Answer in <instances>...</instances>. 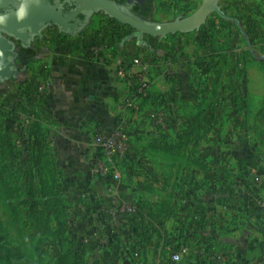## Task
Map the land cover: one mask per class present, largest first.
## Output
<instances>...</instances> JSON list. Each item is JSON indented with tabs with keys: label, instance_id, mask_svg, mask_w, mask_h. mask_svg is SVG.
<instances>
[{
	"label": "crops",
	"instance_id": "1",
	"mask_svg": "<svg viewBox=\"0 0 264 264\" xmlns=\"http://www.w3.org/2000/svg\"><path fill=\"white\" fill-rule=\"evenodd\" d=\"M142 1L139 17L157 23L156 2ZM203 1L160 0V23L161 4L193 9ZM234 4L254 10L248 0L217 7L232 17L224 5ZM213 13L204 33L210 15L186 34L142 38L103 13L114 42L104 62L86 57L104 31L91 22L76 34L45 27L29 42L25 70L17 59L15 79L0 82L2 111L11 95L13 138L29 152L31 174L35 125L45 134L73 238L90 264H264V27L251 46L244 20ZM144 56L151 92L134 114L123 106L137 82H121L117 68ZM195 116L208 132L198 144L195 136L182 141ZM123 123L131 149L96 172L94 137Z\"/></svg>",
	"mask_w": 264,
	"mask_h": 264
},
{
	"label": "rangeland",
	"instance_id": "2",
	"mask_svg": "<svg viewBox=\"0 0 264 264\" xmlns=\"http://www.w3.org/2000/svg\"><path fill=\"white\" fill-rule=\"evenodd\" d=\"M248 1L254 7V10L249 8L245 11H239V7L234 4L232 5L234 10L231 11L230 6L226 7L224 5L226 13L244 20V26L247 31L253 29V27H260L261 29L264 27L262 25L264 24V14H259L258 9L264 10V0ZM154 2H156V6H153V12L157 11L158 14L155 15L158 18V22L154 24L172 23L187 19L202 5L200 4V6H196L193 9L188 6L178 9L175 3H172L169 8L161 4V12L164 13L166 22L160 23V0H153ZM250 13L253 21L246 18ZM105 17L102 12L99 16L87 14V19L90 20L89 23L94 24L97 31L104 30L101 36H98L100 38L103 36L112 37L113 34L106 31L104 26H102L104 24L103 18L107 19ZM215 17L214 13L210 14L208 22L202 26L200 33L206 31V26ZM9 40L17 48L20 47V40L13 38H9ZM179 45L182 48L180 42ZM245 51L247 52V48ZM147 58L149 57H143L146 62H150V59ZM29 85H32V81ZM9 97L11 98V95ZM10 98L7 100L8 105L4 106V115L1 117L2 119L0 118V129L3 134V145L0 153L4 165L0 177V264H57L61 249L59 241L55 242L53 236L56 224H45L47 213L45 215L37 206L42 201L39 192V178L30 172L33 161L30 162L28 150L25 149V146L21 147L17 141H14L13 128L11 126L13 101ZM2 99L1 101H4ZM70 227L72 235L75 236V225H70Z\"/></svg>",
	"mask_w": 264,
	"mask_h": 264
},
{
	"label": "water",
	"instance_id": "3",
	"mask_svg": "<svg viewBox=\"0 0 264 264\" xmlns=\"http://www.w3.org/2000/svg\"><path fill=\"white\" fill-rule=\"evenodd\" d=\"M82 6L68 15L52 7L49 0H0V11L6 10L19 3H25L26 18L18 22L15 16L7 19L4 26L0 27V78L10 79L14 76L16 56L14 43L7 36L28 43L32 36H38L46 25H54L63 30L74 29L70 22H80L77 18L82 13L102 11L119 23L135 30L139 37L143 36H167L172 34H186L200 27L208 16L213 13H221L217 7L218 0H204L200 8L189 18L172 23L151 24L119 8L111 0H74ZM28 29L26 33L21 30ZM5 34V35H3Z\"/></svg>",
	"mask_w": 264,
	"mask_h": 264
},
{
	"label": "trees",
	"instance_id": "4",
	"mask_svg": "<svg viewBox=\"0 0 264 264\" xmlns=\"http://www.w3.org/2000/svg\"><path fill=\"white\" fill-rule=\"evenodd\" d=\"M99 12V11H98ZM87 13V14H93ZM104 13V12H103ZM224 18L229 20H234L238 24H240V19L228 17L227 14H223ZM108 19L107 23L110 25H118L119 27H126L125 25L119 23L115 19L109 17L106 13H104ZM146 21V20H145ZM147 22V21H146ZM89 23V20L87 19L86 22L81 26V28L74 32L73 34L78 33ZM149 23V22H147ZM131 31H135L131 29ZM136 32V31H135ZM137 33V32H136ZM246 37L248 42L251 46H253L254 38L257 37L256 27H253V29H249V31H246ZM142 38V37H141ZM29 43H26L24 45V48H21L18 54V57L16 59L21 60L24 63V69L26 68V65L33 59L31 56V51L27 49ZM86 57L92 59L93 54L92 50L90 48L86 49ZM14 76L10 79L3 80L0 78V82L8 81L15 79L16 74L20 71L14 68ZM151 92V89L147 92V96H149ZM145 97L146 98L148 97ZM144 100V101H145ZM143 105V103H142ZM4 115V112L2 111V105H0V118ZM200 120V116L194 117V122L189 124L183 133L181 140L184 139L189 140L190 137L195 136L194 139H196V144L200 141L201 137L208 132V129H202L197 128L196 124H198ZM36 126V131L34 133L35 140L32 144V149L35 150V160H34V173L39 178V184H40V196H41V202L37 204L38 208L41 209L44 214L47 213V218L45 219V224L55 223L56 228L53 232V236L55 238V242L59 241V247L61 249V253L59 256V260L57 264H90L89 260L87 258V254L84 248L78 246L76 240L73 238V235L70 230V223L68 221V211L69 207L66 204L63 193H64V187L62 180L58 177L55 161L51 157L49 143L47 142V139L45 137V134L42 132V129L39 125ZM1 128V125H0ZM204 132L201 135V132ZM0 129V149L3 145V134L1 133ZM182 141L175 147L180 149L182 144ZM156 151L158 152H165L169 153L173 149V147L166 148L161 147L160 145L153 146ZM4 169L3 161H2V155L0 153V177L1 173Z\"/></svg>",
	"mask_w": 264,
	"mask_h": 264
},
{
	"label": "built area",
	"instance_id": "5",
	"mask_svg": "<svg viewBox=\"0 0 264 264\" xmlns=\"http://www.w3.org/2000/svg\"><path fill=\"white\" fill-rule=\"evenodd\" d=\"M113 45L112 37L103 36L97 43L89 47L92 50V59L104 62L106 53L112 49ZM148 65L143 58L137 57L131 63H120L117 68L118 78L121 82H137L135 98L127 101L123 106L130 109L134 114L139 113L142 100L145 99L147 92L151 89V80L147 77ZM127 125L123 123L110 133L100 132L94 137L93 145L98 156L101 157L96 165V172H106L107 163H113L119 155L131 149L130 139L126 131ZM173 260L179 262L180 255H175Z\"/></svg>",
	"mask_w": 264,
	"mask_h": 264
},
{
	"label": "flooded vegetation",
	"instance_id": "6",
	"mask_svg": "<svg viewBox=\"0 0 264 264\" xmlns=\"http://www.w3.org/2000/svg\"><path fill=\"white\" fill-rule=\"evenodd\" d=\"M111 1L114 2L122 10L129 12V13L137 16V17H139V15H140L139 13H143V11L147 8L142 0H111ZM49 3L51 4L52 7L56 8L57 10L62 12L64 15H68L70 12H73L76 9H78L80 6H82V4H80L74 0H49ZM1 11H5V10H1ZM77 18H81L82 20L80 22H70V25H74V26L76 25L75 28L73 30L68 29V30H64V31L71 32V33L77 32L81 28V26H83V24L86 22L87 13L79 14L77 16ZM49 26H52V25H46L45 27H49ZM28 31H29L28 29L21 30V32H23V33H26ZM3 35H5V34H3ZM7 37H8V39L13 38L12 36H7ZM13 39H16V38H13ZM17 40H19V39H17ZM22 43L24 45L26 44L24 42H22ZM14 47H15L14 51L16 52V56L12 60L15 62L17 60L16 58L18 57L20 50H17V47L15 44H14Z\"/></svg>",
	"mask_w": 264,
	"mask_h": 264
},
{
	"label": "clouds",
	"instance_id": "7",
	"mask_svg": "<svg viewBox=\"0 0 264 264\" xmlns=\"http://www.w3.org/2000/svg\"><path fill=\"white\" fill-rule=\"evenodd\" d=\"M26 14L25 3L15 4L5 11H0V27L4 26L11 16H15L18 22H22L26 18Z\"/></svg>",
	"mask_w": 264,
	"mask_h": 264
}]
</instances>
